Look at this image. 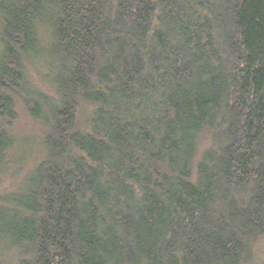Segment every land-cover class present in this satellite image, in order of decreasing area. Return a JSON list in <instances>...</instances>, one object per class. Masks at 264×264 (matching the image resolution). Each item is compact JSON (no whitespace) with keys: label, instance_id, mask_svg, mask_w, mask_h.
Returning a JSON list of instances; mask_svg holds the SVG:
<instances>
[{"label":"trees","instance_id":"obj_1","mask_svg":"<svg viewBox=\"0 0 264 264\" xmlns=\"http://www.w3.org/2000/svg\"><path fill=\"white\" fill-rule=\"evenodd\" d=\"M43 27L62 60L54 93L27 73ZM20 109L42 128L25 174ZM10 173L0 264H253L264 0H0V180Z\"/></svg>","mask_w":264,"mask_h":264},{"label":"rangeland","instance_id":"obj_2","mask_svg":"<svg viewBox=\"0 0 264 264\" xmlns=\"http://www.w3.org/2000/svg\"><path fill=\"white\" fill-rule=\"evenodd\" d=\"M40 30L41 41L44 46H47L45 52L41 54L33 55L28 64V78L31 86L37 90H43L44 92L54 93L52 82L54 81L57 74L60 72L62 67V60L58 54H55L53 47H50L52 41L49 39V32L46 27ZM53 30L54 28L51 27ZM16 132L18 137L17 148L12 154L13 158L18 159L19 157L24 160L20 163L19 170L25 174L33 168L34 164L43 155L42 146V128L34 121L28 114L20 109L19 118L17 121ZM205 145L202 142L201 148ZM20 177H14L13 175L7 174L0 180V193L12 190L20 182ZM254 260L253 264H264V238L254 247ZM7 253V252H6ZM11 253L1 254L5 260L10 261ZM4 260V261H5Z\"/></svg>","mask_w":264,"mask_h":264}]
</instances>
